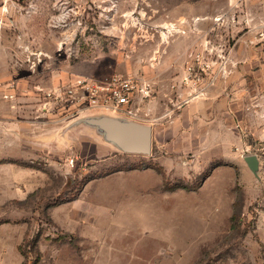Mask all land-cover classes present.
I'll list each match as a JSON object with an SVG mask.
<instances>
[{
  "label": "rangeland",
  "instance_id": "rangeland-1",
  "mask_svg": "<svg viewBox=\"0 0 264 264\" xmlns=\"http://www.w3.org/2000/svg\"><path fill=\"white\" fill-rule=\"evenodd\" d=\"M114 74L150 155L62 91ZM263 90L264 0H0V264H264Z\"/></svg>",
  "mask_w": 264,
  "mask_h": 264
},
{
  "label": "built area",
  "instance_id": "built-area-1",
  "mask_svg": "<svg viewBox=\"0 0 264 264\" xmlns=\"http://www.w3.org/2000/svg\"><path fill=\"white\" fill-rule=\"evenodd\" d=\"M62 91L66 94L70 93L67 101L78 103L80 107L84 105L90 108L108 109L120 114H134L135 108L152 96V90L144 80L123 74H114L102 80L75 76L71 84L65 85ZM254 153L259 157L261 169V161H264V139L257 142Z\"/></svg>",
  "mask_w": 264,
  "mask_h": 264
},
{
  "label": "water",
  "instance_id": "water-1",
  "mask_svg": "<svg viewBox=\"0 0 264 264\" xmlns=\"http://www.w3.org/2000/svg\"><path fill=\"white\" fill-rule=\"evenodd\" d=\"M99 117L87 121L104 132L108 141L122 151L131 154L150 155L153 151L154 129L151 125L121 118V114L108 109H100ZM249 168L258 176L260 160L256 154L245 158Z\"/></svg>",
  "mask_w": 264,
  "mask_h": 264
},
{
  "label": "crops",
  "instance_id": "crops-1",
  "mask_svg": "<svg viewBox=\"0 0 264 264\" xmlns=\"http://www.w3.org/2000/svg\"><path fill=\"white\" fill-rule=\"evenodd\" d=\"M263 92H264V90H263ZM251 132H252L253 137L255 139H258V141H261L262 139H264V125L252 127Z\"/></svg>",
  "mask_w": 264,
  "mask_h": 264
}]
</instances>
